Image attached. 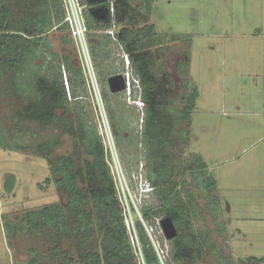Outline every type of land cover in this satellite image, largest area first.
<instances>
[{
    "label": "rangeland",
    "instance_id": "rangeland-1",
    "mask_svg": "<svg viewBox=\"0 0 264 264\" xmlns=\"http://www.w3.org/2000/svg\"><path fill=\"white\" fill-rule=\"evenodd\" d=\"M130 1L141 13L149 14L162 38L146 42L144 49L150 53L153 73L163 84L166 104L180 110L182 95L199 91L191 120L177 128L178 142L171 151L181 197L191 203L190 228L184 227L179 234L192 238L193 231L200 240L205 239L197 264H264V0H154L151 12L145 0ZM121 28L92 32L95 42L101 43L95 56L88 35L91 71L74 39L70 36L73 43L66 46L65 32L54 31L49 37L53 51L60 56L49 55L45 64L40 58L34 60L29 72L45 74L50 65L58 67L64 55L82 69L83 82L72 85L69 81L67 87L65 77L70 80L72 73L62 67L72 112L69 116L76 121L80 111L91 127L98 129L109 151L126 222L144 264L136 224L143 220L142 206L155 207L157 200L145 186L152 187L141 135L145 106L138 105L143 103L142 87L132 65L137 80L132 95L128 91L112 94L108 87L110 77L127 72L126 51L115 38ZM6 88L0 78V128L8 130L10 145L7 152L0 149V174H14L17 182L11 200L7 204L0 200V215L11 211L9 217L19 223L29 210L40 211L54 203L66 206L65 196L56 186L48 187L46 180L51 177L49 162L73 153L74 141L58 125L42 127L25 119L17 122L22 99ZM74 91L80 100H73ZM30 92L37 95L34 86ZM52 138H59L61 145L46 159L37 146ZM199 157L216 181L211 191L198 188L189 172L188 167ZM164 217L157 218L153 229L147 228L162 264L172 261V241L166 240L160 226ZM1 223L0 219V264H29L33 260L57 264L50 259L54 244L47 236L21 232L12 239L10 227ZM65 248L69 249L70 243ZM71 256L78 259L75 250Z\"/></svg>",
    "mask_w": 264,
    "mask_h": 264
},
{
    "label": "trees",
    "instance_id": "trees-1",
    "mask_svg": "<svg viewBox=\"0 0 264 264\" xmlns=\"http://www.w3.org/2000/svg\"><path fill=\"white\" fill-rule=\"evenodd\" d=\"M145 1L151 12L154 0ZM82 2L86 4L85 0ZM106 8L110 13L109 2ZM114 10V17L101 22L92 17L88 6V35L95 47V56L96 47L101 43L95 42L96 35L92 32L122 26L115 38L129 54L141 82L145 106L141 135L149 183L157 205L142 206L143 220L136 224V231L144 264H162L147 228L153 229L161 216L172 218L178 231L184 227L190 228L191 203L181 197V183L175 180L176 167L171 151L178 142L177 128L181 122L191 120L199 91L193 89L182 95L184 106L180 110L166 104L163 84L153 73L150 53L144 49L146 42L162 40L157 26L150 23L149 14L141 13L130 0H115ZM64 20L63 0H0V78L7 90L11 89L22 99L23 107L17 113V122L25 119L37 122L42 127L58 125L57 128L74 141L73 153L48 161L51 177L47 178L46 184L48 187L56 186L59 193L65 196L66 206L54 203L43 206L40 211L29 210L19 223L9 221L7 227L12 230L13 238L21 232L47 236L54 244L50 249V259L57 264H142L126 225L124 206L108 163L109 151L98 129L91 127L82 112L77 111L76 121L69 116L72 112L62 67L72 73L69 80L72 85L83 82L82 69L68 55H64L58 67L50 65V70L45 74L41 71L29 72L34 60L40 58L45 64L49 55L55 59L60 56V53L53 51L49 37L54 31L65 32L64 45L73 43ZM31 86L36 89V96L30 92ZM80 99L81 96L74 91L73 100ZM105 100H108L106 94ZM57 121L59 124H56ZM112 121L115 122L114 119ZM114 133L121 144L118 129ZM184 136L187 140L186 134ZM0 144L4 145L5 141ZM60 145L59 138H52L40 142L37 149L49 159ZM188 169L198 188L211 191L216 185V181L208 175V165L202 157L197 158ZM16 182L17 176L8 173L5 191L13 194ZM191 235L192 238L178 234L172 240V261L166 264L198 263L203 256L205 239L200 240V236L193 231ZM66 243H70L69 249L65 248ZM72 250H75L77 260L71 256ZM36 262L33 260L29 264Z\"/></svg>",
    "mask_w": 264,
    "mask_h": 264
},
{
    "label": "built area",
    "instance_id": "built-area-1",
    "mask_svg": "<svg viewBox=\"0 0 264 264\" xmlns=\"http://www.w3.org/2000/svg\"><path fill=\"white\" fill-rule=\"evenodd\" d=\"M114 1L115 0H107V2L110 3V15L111 17H114ZM64 9H65V20L64 22L68 25L70 30V35L76 42V46L80 50L82 57L84 61L87 63L89 71H91V64H92V58L89 48V29H88V23H87V3L84 4L82 0H63ZM111 35H114L112 31H109ZM124 60L126 62L127 72L122 73L125 77L126 86L128 93L132 95L133 88L135 89L137 87V80L132 75L130 67H131V58L129 54L125 53ZM129 68V70H128ZM65 83L68 87L69 85V79L65 77ZM139 106H144V103L138 104ZM108 163L111 167V163ZM112 171V170H111ZM146 188L150 189V191L153 190L152 187L149 185H145ZM127 228L129 230L132 243L135 244V240L133 237V233L131 232V226L128 222H126Z\"/></svg>",
    "mask_w": 264,
    "mask_h": 264
},
{
    "label": "water",
    "instance_id": "water-1",
    "mask_svg": "<svg viewBox=\"0 0 264 264\" xmlns=\"http://www.w3.org/2000/svg\"><path fill=\"white\" fill-rule=\"evenodd\" d=\"M87 5L91 8V15L94 19L101 22L110 20V13L106 8L107 0H85ZM108 87L112 94H118L126 91V81L124 75L118 74L108 79ZM160 226L167 241H172L178 236V229L175 222L170 217H164L160 220Z\"/></svg>",
    "mask_w": 264,
    "mask_h": 264
},
{
    "label": "flooded vegetation",
    "instance_id": "flooded-vegetation-1",
    "mask_svg": "<svg viewBox=\"0 0 264 264\" xmlns=\"http://www.w3.org/2000/svg\"><path fill=\"white\" fill-rule=\"evenodd\" d=\"M0 130H1V132H2V135H3V137H2V135H0L1 136V138H0V142H2L3 140L5 141V144L3 145H1L0 144V149H2V150H5L6 152L9 150L8 148H9V144H8V134H7V132H8V130H6L7 132H4V131H2V129L0 128ZM3 162H4V160H2ZM5 182H6V174L4 175V174H0V200H1V204H7V202H9L11 199L10 198H12L13 196V194H11V193H7L6 191H5ZM9 212H11V211H8V212H4V213H2L1 215H0V219H1V224L3 225V226H5L6 228H8L7 227V225H8V222L9 221H12V219L9 217ZM12 239H13V236H12ZM12 241V240H11Z\"/></svg>",
    "mask_w": 264,
    "mask_h": 264
}]
</instances>
